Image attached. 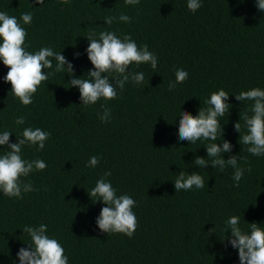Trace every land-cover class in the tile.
I'll use <instances>...</instances> for the list:
<instances>
[{
	"label": "trees",
	"instance_id": "obj_1",
	"mask_svg": "<svg viewBox=\"0 0 264 264\" xmlns=\"http://www.w3.org/2000/svg\"><path fill=\"white\" fill-rule=\"evenodd\" d=\"M195 12L187 0H0V12L20 20L32 13L26 49L35 53L43 47L62 52L74 65L75 77L87 79L93 69L86 52L90 33L115 32L123 39L130 35L139 47L157 56V69L150 63L129 66L142 72L144 82L129 81L113 100L94 105L81 104L80 92L71 87L70 73H55L42 82L33 103L24 106L4 81L8 68L0 61V133L12 132L17 143L24 128H40L50 133L45 148L25 145L22 158L41 159L47 167L22 177L34 191L22 198L0 191V264H20L17 253L27 248L31 238L25 226L47 225V235L65 250L69 264H240L238 249L231 247L226 221L240 217V227L250 223L264 227V156H254L248 145L239 143L234 125L240 121L241 135L247 134L244 115H253V101H238L235 95L253 88L264 90V12L256 0H201ZM125 14L130 22H121ZM117 19L106 24L105 18ZM80 53L79 57L75 53ZM176 69L189 73L188 79L169 90ZM115 86V73H107ZM224 89L232 107L221 117L224 136L216 143L231 142L230 153L241 157L238 166L244 176L235 186L234 169L221 172L210 164L195 165L196 157L207 159L206 145L179 140L182 111L198 115L212 92ZM111 110L108 122L99 119L103 107ZM25 117V123L15 120ZM7 151L0 146V156ZM99 157L96 167L89 158ZM251 168V172L247 171ZM111 176H105L106 172ZM200 173L202 189L176 192L177 175ZM104 178L117 195L136 201L133 211L138 227L129 238L122 233H103L96 223L104 205L91 200L88 191ZM214 229V232L212 231ZM229 231V232H228Z\"/></svg>",
	"mask_w": 264,
	"mask_h": 264
},
{
	"label": "clouds",
	"instance_id": "obj_2",
	"mask_svg": "<svg viewBox=\"0 0 264 264\" xmlns=\"http://www.w3.org/2000/svg\"><path fill=\"white\" fill-rule=\"evenodd\" d=\"M43 5L44 0H36ZM67 3L68 0H61ZM140 0H125L127 5H138ZM258 9L264 12V0H256ZM202 6L201 0H187L188 9L195 13ZM32 13H22L20 20L15 16H10L6 12H0V61L9 70L3 78L6 83L11 84V93L20 100L24 106L33 103V96L37 92L42 82L48 81L55 73H70L73 78L69 81L71 87H77L80 92L81 104L94 105L99 100H113L117 97V88L121 91L131 78L135 84L144 82L142 72H129V66L133 63L140 65L150 63L153 70L157 69V56L148 50L145 44L139 47L130 35L119 38L115 32L104 31L99 33L96 39L95 33H90L86 38L89 46L86 49L88 59L94 66L88 71L87 79L75 77L74 65L67 60L62 52H55L50 47H43L35 53L26 49L27 31L21 24H31ZM117 17L109 16L105 18V23L111 25ZM118 19L121 22H130L131 18L121 14ZM80 53H75L78 58ZM53 61L55 68L53 71ZM107 73H115V86L111 83ZM175 82L169 83V90L176 88L177 84L184 83L189 73L184 69H176ZM230 95L224 89L212 92L206 101L209 105L206 109L201 107L199 113L193 116L188 111H182L179 121L178 136L181 141H188L194 144L199 140L213 141L206 145L207 159L196 157L193 163L200 168H205L209 164L221 172L228 166L234 169L233 180L235 186L239 187V182L244 176L245 169L238 166L241 157L235 155L225 160L223 153L232 151L230 141L223 139L222 146L216 143L218 135L224 136L221 117L229 113L232 107L227 100ZM238 101H253V115L243 116L247 134L241 135V124L237 122L234 127L240 133L239 143L248 145L247 151L254 156H264V90L253 88L248 91H241L235 95ZM103 107V115L99 119L108 122L111 118V110ZM17 125L25 123V117L21 116L15 120ZM12 132L4 131L0 133V146H6L7 151L0 156V191L8 197L22 198V192L34 191L31 182L23 183L21 178L29 176L35 171L46 169V163L41 159L28 161L22 158V149L25 145L36 146L38 150L45 148V142L49 139L50 133L40 128H24L22 136L17 137L18 142H10ZM99 157L89 158L88 167H96ZM247 171L251 172V168ZM105 176H111V172H106ZM205 186L204 178L200 173L193 172L186 174L181 171L174 180L176 192L180 190H191L193 187L202 189ZM88 194L95 202L102 201L105 207L100 211L96 223L103 233H122L131 238L137 227L138 219L133 211L136 201L127 194L117 195L116 189L111 182L104 178L99 179ZM227 228L230 229L231 236L227 237V242L231 247L238 249L240 264H264V227L258 223H250L249 231H244L240 227V217L232 216L226 221ZM214 232V229H212ZM24 233L31 238L28 247H21L17 253L20 264H69V259L65 255V250L55 238L47 235V225L25 226ZM229 232V231H228Z\"/></svg>",
	"mask_w": 264,
	"mask_h": 264
}]
</instances>
